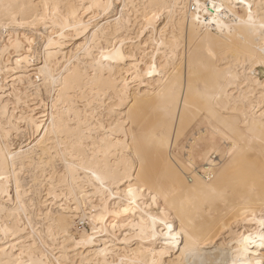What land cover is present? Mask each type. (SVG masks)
<instances>
[{"label": "bare ground", "instance_id": "bare-ground-1", "mask_svg": "<svg viewBox=\"0 0 264 264\" xmlns=\"http://www.w3.org/2000/svg\"><path fill=\"white\" fill-rule=\"evenodd\" d=\"M239 6L251 18L240 16ZM216 14L235 25V39L244 45L224 26L216 28ZM245 54L264 67V0H0V85L14 65L22 74L11 85L17 103L22 95L50 103L48 115L17 118L7 116L0 97V242L18 236L0 244V264H70L88 257L93 264H264V178L247 157L255 149L251 141L264 152V111L258 115L245 105L239 126L240 115L225 116L212 106L227 101L236 110L245 104L229 90ZM31 62L34 73L27 76ZM202 96L232 137L214 125L199 131L188 143V157L204 164L187 181L172 164L170 144ZM151 112L154 130L148 127ZM105 114L113 115L112 123ZM19 119L42 136L14 151L7 139ZM222 141L230 144L220 157ZM241 141L248 143L238 150ZM146 143L162 159L166 187L145 171ZM228 155L231 160L219 166ZM44 159L65 163L69 181L65 175L59 184L75 205L40 210L47 234L62 239L57 257L44 229L39 237L32 230L36 239L29 242L20 224L23 213L31 220L18 190L19 171ZM238 164L241 172L233 175ZM11 181L17 208L5 204L6 197L12 201ZM80 210L90 234L76 231L73 214ZM232 213L239 218L228 224L224 218ZM218 235L237 241L234 257L222 258L213 246Z\"/></svg>", "mask_w": 264, "mask_h": 264}, {"label": "rangeland", "instance_id": "rangeland-1", "mask_svg": "<svg viewBox=\"0 0 264 264\" xmlns=\"http://www.w3.org/2000/svg\"><path fill=\"white\" fill-rule=\"evenodd\" d=\"M220 1V0H219ZM190 12V7L187 9V13ZM237 12L242 16L244 19H249L251 18V14L246 12L244 8L238 7ZM218 21H216V28H219L221 26H224V29H227L231 35H233L232 40L236 41L238 44L242 43L244 45L246 42L243 41L242 39H235L237 36L235 35L236 32V27L234 24H229L224 22L225 20V15L221 14H216ZM209 20V18H208ZM73 43L68 44L69 47H71ZM247 46V45H246ZM34 47V46H33ZM252 51H254V48L250 47ZM34 51L33 48L30 50L27 54H29V60H34ZM185 54H188L185 52ZM17 54L12 51V54L9 56L10 61L16 60ZM249 55L245 54V56L241 57V60L238 64L240 66L233 69L236 74V78L233 80V85L230 86L229 90L233 93L234 97H238L241 100L244 101L245 104L239 103V107H236V110L234 109L233 104H228L227 101L221 102V104H215L212 105L209 97H200L197 99V101L192 105L191 107V112L190 116L188 115V119L181 124V134L180 135H173L171 139V144H170V154L173 157V162L174 166L176 165L177 169L179 170L180 173H183L185 180L188 179V175L195 173L194 171L200 170L203 168V161L199 159L197 156L194 159V161L190 160V157H188V148L187 146L189 145V141L191 139H194L196 137V134L204 129L209 128L211 125L218 126L219 129H221L227 137H232L231 133L224 128L222 124H220L217 121V118H215L213 115L209 114L207 112L206 108L207 106H213L214 109H217V111L221 112V114L225 116H236L240 115V119L238 121L239 126H243L244 124V119H246L245 115H241V111L239 109L245 108V105L248 107L251 106L252 113L256 112L258 115L261 114V112L264 111V67L258 66L255 62L257 57L253 58L254 61L250 62L248 61ZM38 64V62H35ZM33 63H28L25 66L27 67V70H24L25 72H28L29 76L30 74L34 73V67H32ZM10 68L6 71H4L1 75V82L2 85H0V97L3 100V104L8 105L7 109V116L8 113H13L17 118H19L22 114L27 115V114H33L35 117H40V116H45L50 113V103L49 100L44 99L41 101L40 99H37L35 97H25L24 95L21 96V100L19 103H17V97L15 96L16 92H14L11 89V85L13 83V80L19 76L22 75L19 69H14L13 66H9ZM258 67V68H257ZM263 70V72H261ZM261 73V74H260ZM263 74V75H262ZM24 92V91H23ZM111 103L110 101H107V104ZM259 103V104H258ZM224 108L221 109L220 106H223ZM259 105V106H258ZM211 106V107H212ZM258 106V107H257ZM18 107V108H17ZM250 108V109H251ZM261 109V111H260ZM32 111V112H31ZM105 118L107 119V124L112 123L113 120V115H107L105 114ZM248 118V117H247ZM46 117H42L40 120L44 121L46 120ZM157 119V116L155 113H150V116L148 118V127L151 130H154L155 126V120ZM262 120H264V116L262 117ZM241 121V122H240ZM247 121V120H246ZM15 124L18 125V130L17 131H12L10 136L8 137L7 141L9 145L11 146L12 150L17 151L21 147L23 149H26V146H32L34 145L37 140H39L42 136V133L40 131H36L35 129L32 130L28 128L27 124L25 121L22 120H17ZM44 122L42 123V125ZM156 129V128H155ZM45 130V129H44ZM153 133L157 132V130L152 131ZM173 143V144H172ZM248 142H239L238 145V150L241 149L242 144H246ZM230 144L229 141L227 142H220V152L219 156L225 155L226 152L228 151V145ZM251 148H255L254 151L250 150L247 153V157L250 159V167L252 168V171L255 173V175L258 178H264V152L259 153L257 150L260 148V143L257 141H251L248 144ZM264 146V143L261 144ZM143 151L141 153L143 154V158L146 161V168L145 171L148 175H150L155 181H159L163 187L168 186L167 180L165 179L164 176V171H163V164H162V159H158L156 157V149L149 145L148 143L144 144ZM164 156V153H162ZM220 156V157H221ZM232 155H228V157H224L223 160H220L219 166L223 163H227L231 160ZM48 160V159H47ZM46 159L43 160L44 163H38V164H33L31 167H27L22 171H19V181H18V187L20 193L23 194V201L25 204H27L26 208V213L28 217L31 220V223H29L26 220V216L23 213L22 214V221H21V227L25 228V231L22 233V236H28L29 242L32 241L33 239H36L35 235L32 232V230L37 231V234L44 229V234L43 236L45 237V241L47 244L50 245V248L52 249V254L57 257L60 255V248L63 246V242L61 237L58 234H54L53 237H50L49 234H47V229L45 228V216L42 215L41 209H46L49 207V209L53 210H59V205H69L72 207H75L74 202H70V200H66V195L65 191L62 185L59 184V181L62 180V176H67V181H69V177L66 174V166L63 161L55 160L53 164H48V161ZM47 161V162H46ZM48 164V165H47ZM222 167V165H221ZM219 167V170L220 168ZM240 168V169H239ZM241 168L239 164L232 169L233 175H237L241 172ZM186 169V170H185ZM218 170V171H219ZM188 171V172H187ZM35 177H34V176ZM38 176V177H37ZM14 181H11L10 183V194H11V200L8 201V197L5 198V204H7V207L10 208H17L18 207V202L16 200V188H15V183H12ZM14 187V188H13ZM89 189H92L89 187ZM54 193H56L54 195ZM58 196V198H57ZM66 200V201H65ZM43 203L41 206L39 203ZM68 202V204H67ZM83 206V205H81ZM42 207V208H40ZM85 210V207H83ZM82 208V209H83ZM39 210V211H38ZM89 212V210H87ZM74 219L76 223V231L79 233H91V227L89 225V220L83 219L81 216L83 215L82 210L80 212H75L74 214ZM80 218V219H79ZM239 218L238 213H232L225 217V221L228 224L234 223ZM77 220V222H76ZM80 220V221H79ZM80 222V223H79ZM78 224V225H77ZM222 226V225H220ZM219 234L222 233V230L218 232ZM39 237V234L37 235ZM18 236H7V239H4L3 241L0 242V244H6L7 242H16V239ZM225 238V237H224ZM223 236L216 237V240L213 244V246H216L217 248L222 249V258L225 259V256L230 254L234 257L235 253L238 252L237 249V241L236 240H231V239H224ZM19 240L17 242L23 241ZM82 250V251H81ZM85 250V251H84ZM84 251V252H83ZM229 251V252H228ZM80 252L83 253V256H88L90 255L86 251V247H83L80 249ZM86 252V253H85ZM224 255V256H223ZM231 256H226V259L230 258ZM91 258L88 257L87 261L84 259V262L80 263V260L78 258L73 260V264H93L91 263ZM70 263V264H72Z\"/></svg>", "mask_w": 264, "mask_h": 264}]
</instances>
